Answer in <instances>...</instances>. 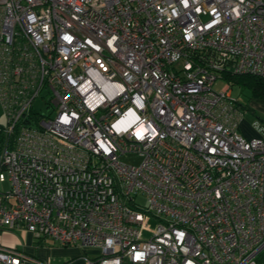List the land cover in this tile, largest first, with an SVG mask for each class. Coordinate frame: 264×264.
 <instances>
[{
    "label": "built area",
    "instance_id": "2783aa9c",
    "mask_svg": "<svg viewBox=\"0 0 264 264\" xmlns=\"http://www.w3.org/2000/svg\"><path fill=\"white\" fill-rule=\"evenodd\" d=\"M225 73L264 78V0H0V230L86 264H264V123L239 133Z\"/></svg>",
    "mask_w": 264,
    "mask_h": 264
},
{
    "label": "crops",
    "instance_id": "0c3cea01",
    "mask_svg": "<svg viewBox=\"0 0 264 264\" xmlns=\"http://www.w3.org/2000/svg\"><path fill=\"white\" fill-rule=\"evenodd\" d=\"M0 242L14 246L39 259L61 257L65 259L62 264H86V258L94 253L93 250H86L75 245L61 246L50 239L37 243L33 235L23 228L0 230ZM26 264L32 263L27 262Z\"/></svg>",
    "mask_w": 264,
    "mask_h": 264
},
{
    "label": "rangeland",
    "instance_id": "374dc122",
    "mask_svg": "<svg viewBox=\"0 0 264 264\" xmlns=\"http://www.w3.org/2000/svg\"><path fill=\"white\" fill-rule=\"evenodd\" d=\"M228 83V80L225 78H218L214 84L213 89L220 90L222 89L226 84ZM230 86V93L232 98L236 99L238 103L248 106L250 105L253 108V111H247L245 110L242 121L240 123V129L239 133L246 136H253L255 134V126L254 122L264 123V100L259 99H250L251 94L248 89H245L237 84H232L229 82ZM38 107L40 105V102H37ZM43 113H47L48 109L42 108ZM5 124V118L2 116V110L0 108V129H2V126ZM2 133H0V152L2 150ZM128 162L131 163H138L137 158H126ZM0 189L6 190L8 189L7 183H0ZM138 202L140 204L144 203V200L142 198H139ZM92 254V253H90ZM44 261H48L49 264H62L65 259L61 257H48V258H42Z\"/></svg>",
    "mask_w": 264,
    "mask_h": 264
},
{
    "label": "trees",
    "instance_id": "16d2710c",
    "mask_svg": "<svg viewBox=\"0 0 264 264\" xmlns=\"http://www.w3.org/2000/svg\"><path fill=\"white\" fill-rule=\"evenodd\" d=\"M224 78L228 80V82L232 84L240 85L241 87L248 89L251 94L250 99H259L264 100V78L256 76V75H248V74H232L225 73ZM243 111H253V108L248 105H242L238 103Z\"/></svg>",
    "mask_w": 264,
    "mask_h": 264
}]
</instances>
